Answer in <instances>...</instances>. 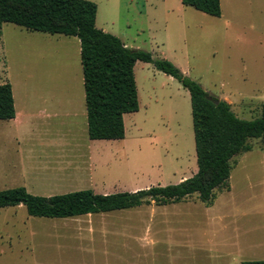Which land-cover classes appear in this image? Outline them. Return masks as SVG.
Instances as JSON below:
<instances>
[{"label": "rangeland", "instance_id": "1", "mask_svg": "<svg viewBox=\"0 0 264 264\" xmlns=\"http://www.w3.org/2000/svg\"><path fill=\"white\" fill-rule=\"evenodd\" d=\"M90 1L98 6L99 29L130 49L171 61L210 96L227 101L238 117L261 116L264 37L256 15L254 31L240 24L232 34L226 0L220 17L181 0ZM134 72L139 110L125 115V137L91 140L79 40L2 24L0 85H12L18 107L38 109L47 100L59 116L37 114L17 128L0 121V190L25 187L43 197L80 190L114 194L192 177L198 164L189 91L151 63L137 61ZM250 143L253 150L234 158L231 190H216L211 205L193 194L168 205L93 214L90 221L32 217L24 205L2 208L0 264L135 256H148L153 264H212L217 252L241 261L260 259L264 160L260 141ZM99 215L110 226L99 227Z\"/></svg>", "mask_w": 264, "mask_h": 264}, {"label": "trees", "instance_id": "2", "mask_svg": "<svg viewBox=\"0 0 264 264\" xmlns=\"http://www.w3.org/2000/svg\"><path fill=\"white\" fill-rule=\"evenodd\" d=\"M182 4L220 17L221 0H181ZM98 6L90 0H0V26L11 23L31 32L76 37L91 140H119L125 137L124 115L139 110L134 67L137 61L151 63L177 79L190 93L197 155V172L178 184L151 186L134 192L97 194L80 190L49 197L29 193L25 187L0 190V209L24 205L32 217L74 218L137 208L155 203H177L193 194L206 205L215 191L229 189L234 158L253 150L251 140L260 141L264 152V105L260 117H238L231 105L218 98L216 104L195 80L185 76L169 60L149 52L128 48L120 38L96 26ZM16 115L12 86L0 85V120ZM241 264H264V260Z\"/></svg>", "mask_w": 264, "mask_h": 264}, {"label": "crops", "instance_id": "3", "mask_svg": "<svg viewBox=\"0 0 264 264\" xmlns=\"http://www.w3.org/2000/svg\"><path fill=\"white\" fill-rule=\"evenodd\" d=\"M226 10H227L226 27L228 32L232 33L234 31V27L239 26L240 24H242V26L245 29L247 28L248 30L254 31L256 27L254 22L255 17H253V15L254 16L256 15L259 33L263 35L262 37H264V0H241V2L239 0H226ZM12 91H13V87H12ZM13 97H14V104L16 110L15 118L11 120H0V121H4L6 123H12V125L15 128L23 126L27 121L34 120L37 114L45 113L50 118L59 116V113L51 111V109L47 106L48 103L47 100L42 101V107L38 109H34L30 105L28 107L26 105L24 106V104L18 107L16 98L14 96V91H13ZM48 110L51 111L50 114L48 113L49 112ZM86 121H87V114H86ZM3 125H4L3 122H0V129H3L4 127ZM262 154L264 160V152H262ZM230 190H231V186L229 185V189H227V191L229 192ZM92 216L93 214L74 217L72 219H74L73 221H78L80 219L81 221L82 220L90 221V219H92ZM104 217L105 215L98 216L97 223L99 224V227L110 226L109 224L112 223L111 220H109L108 218L104 219ZM90 233H93V230H91ZM257 260H264V255L263 257H260V259ZM45 261L47 262H44L43 264H75L72 259H68V258H60V259L50 258V259H46ZM141 261H144V264H153V260L148 256H146L144 260L142 259V257H138V256H135L133 258L106 257L101 259H95L92 261L89 259L81 260L80 263L82 264H143V262ZM252 261H256V260H252ZM242 262L243 261L241 260H237L233 258V254L231 252H226V253L217 252L212 259V264H241Z\"/></svg>", "mask_w": 264, "mask_h": 264}, {"label": "water", "instance_id": "4", "mask_svg": "<svg viewBox=\"0 0 264 264\" xmlns=\"http://www.w3.org/2000/svg\"><path fill=\"white\" fill-rule=\"evenodd\" d=\"M208 99L213 101L214 103L218 104L219 103V100L218 99H215L213 98L212 96H208Z\"/></svg>", "mask_w": 264, "mask_h": 264}]
</instances>
